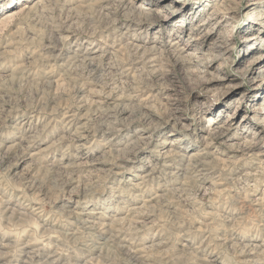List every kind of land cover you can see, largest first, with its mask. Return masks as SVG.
Here are the masks:
<instances>
[{
  "label": "clouds",
  "instance_id": "9594fccd",
  "mask_svg": "<svg viewBox=\"0 0 264 264\" xmlns=\"http://www.w3.org/2000/svg\"><path fill=\"white\" fill-rule=\"evenodd\" d=\"M0 264H264V0H0Z\"/></svg>",
  "mask_w": 264,
  "mask_h": 264
}]
</instances>
